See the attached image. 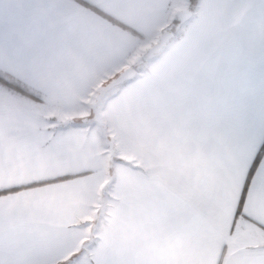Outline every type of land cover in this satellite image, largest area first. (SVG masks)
<instances>
[{
  "label": "crops",
  "instance_id": "0c3cea01",
  "mask_svg": "<svg viewBox=\"0 0 264 264\" xmlns=\"http://www.w3.org/2000/svg\"><path fill=\"white\" fill-rule=\"evenodd\" d=\"M0 72V264H264V0H0Z\"/></svg>",
  "mask_w": 264,
  "mask_h": 264
},
{
  "label": "rangeland",
  "instance_id": "374dc122",
  "mask_svg": "<svg viewBox=\"0 0 264 264\" xmlns=\"http://www.w3.org/2000/svg\"><path fill=\"white\" fill-rule=\"evenodd\" d=\"M188 14V13H187ZM178 27H179V25H178ZM179 29V28H178ZM178 29L177 28H173V30H171L172 31V33H176L177 31H178ZM179 34H178V36H181L182 34H181V32H178ZM167 43V42H166ZM152 45V44H151ZM150 45V46H151ZM166 45V44H165ZM149 46V47H150ZM148 47V48H149ZM147 48V49H148ZM164 48L165 47H163L160 51H158V52H156V53H154L153 55H150V56H145L144 54H145V52H146V50H144L142 53H141V56H140V54H139V52H140V50L142 49V48H140V49H137V52L138 53H136L137 55H136V58H137V61H136V59H134V61H132V64H130V65H128L127 67H132L133 69H134V71H135V74H140L141 72H143L144 71V66H146L149 62H151L152 60H154L155 58H158V55L164 50ZM139 55V56H138ZM126 68V67H125ZM118 75V74H117ZM4 77H5V75H3ZM135 76V75H134ZM115 77V76H114ZM114 77H112V78H114ZM111 78V79H112ZM12 79L13 80H15L14 78H11L10 80L12 81ZM111 79H109V80H111ZM132 79V78H131ZM109 80H107L106 82H108ZM130 80V79H129ZM129 80H127V81H129ZM127 81H125V82H127ZM106 82H104L103 84H105ZM124 82V83H125ZM18 84V83H17ZM123 84V83H122ZM0 86H1V88H3L4 90H8L6 87H4L5 85H3L2 83H0ZM20 86V85H19ZM119 86V85H118ZM118 86H115L114 88H112L111 90H109L103 97H102V99L100 100V104H98V111H99V116H100V108H101V106H102V103L106 100V98L110 95V93L112 92V90H114V89H116ZM24 88V87H23ZM1 90L0 89V100H4V101H6L8 104H9V106H14L15 104H17V103H19V102H17V101H15L14 100V98L15 97H17V96H22L23 98H25V101H29V99L27 98V97H25L24 95H22L21 93H19V92H15V91H13V90H8L7 92L6 91H4V90ZM100 89V88H99ZM98 89V90H99ZM97 90V91H98ZM97 91L95 92V94L94 95H96V93H97ZM95 97V96H94ZM14 102H17V103H14ZM93 102V101H92ZM92 104V103H91ZM49 106V108H50V105H48ZM51 109V108H50ZM45 110V109H44ZM63 113V112H62ZM61 113V115H59V116H65L64 114L66 113V115L68 116V115H70L68 112H66L65 111V113H63L62 114ZM53 115V117H55V116H57V115H55V114H52ZM81 120H78L75 116L74 117H72L71 118V121H73L74 123H76V122H78V123H82V121H85V123L86 124H88V125H90V126H94V124H93V122H94V120H93V116H92V112H91V110H89L88 111V114L87 115H85V116H81V118H80ZM55 121H57V120H55ZM102 126V125H101ZM104 126V125H103ZM102 126V129H104V127ZM106 129V131H107V128H105ZM108 140V137L106 138V141ZM112 150H114V147L111 149V151H110V153L111 154H113V151ZM252 228L251 229H255V227L252 225V224H249Z\"/></svg>",
  "mask_w": 264,
  "mask_h": 264
},
{
  "label": "water",
  "instance_id": "95a60500",
  "mask_svg": "<svg viewBox=\"0 0 264 264\" xmlns=\"http://www.w3.org/2000/svg\"><path fill=\"white\" fill-rule=\"evenodd\" d=\"M180 15H187V12L180 13ZM178 28V26H177ZM173 33L170 30H164L158 37V40L153 43L145 52V56L153 55L154 53L160 51L166 44V42L172 37ZM135 75V71L132 67L124 68L118 75L114 78L103 84L100 89L97 91L94 100L91 104V112L93 116V120L100 124L98 104L102 97L115 86L121 85L125 81L133 78Z\"/></svg>",
  "mask_w": 264,
  "mask_h": 264
},
{
  "label": "trees",
  "instance_id": "16d2710c",
  "mask_svg": "<svg viewBox=\"0 0 264 264\" xmlns=\"http://www.w3.org/2000/svg\"><path fill=\"white\" fill-rule=\"evenodd\" d=\"M174 21L175 20H173V22ZM167 29L168 30H173V27L169 26ZM3 75H5V77ZM11 78H13V77L10 76L9 74L4 73V72H0V83H2L3 85H5L9 89H12L13 91H17V92H19L21 94H25V95H31L30 93L26 92L23 89V87L21 86L20 82H18L17 80H13V79L11 81L10 80Z\"/></svg>",
  "mask_w": 264,
  "mask_h": 264
}]
</instances>
